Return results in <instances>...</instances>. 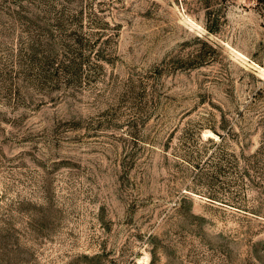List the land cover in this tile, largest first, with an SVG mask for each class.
<instances>
[{
  "label": "rangeland",
  "instance_id": "rangeland-1",
  "mask_svg": "<svg viewBox=\"0 0 264 264\" xmlns=\"http://www.w3.org/2000/svg\"><path fill=\"white\" fill-rule=\"evenodd\" d=\"M0 264H264V0H0Z\"/></svg>",
  "mask_w": 264,
  "mask_h": 264
}]
</instances>
